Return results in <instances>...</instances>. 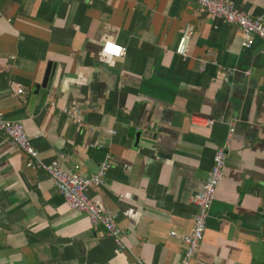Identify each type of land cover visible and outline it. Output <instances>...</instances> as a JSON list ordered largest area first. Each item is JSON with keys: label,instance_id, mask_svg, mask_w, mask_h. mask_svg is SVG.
I'll return each mask as SVG.
<instances>
[{"label": "crops", "instance_id": "0c3cea01", "mask_svg": "<svg viewBox=\"0 0 264 264\" xmlns=\"http://www.w3.org/2000/svg\"><path fill=\"white\" fill-rule=\"evenodd\" d=\"M232 1L264 17V0ZM187 24L184 58L176 47ZM104 40L125 55L106 62ZM241 42L238 26L195 0H0V112L23 122L47 162L64 154L67 169L89 175L112 157L88 194L117 212L129 245L118 252L0 131V264H179L185 245L170 232L191 230L193 196L234 118L193 264H264V48ZM72 104L84 108L81 128L64 113Z\"/></svg>", "mask_w": 264, "mask_h": 264}, {"label": "built area", "instance_id": "2783aa9c", "mask_svg": "<svg viewBox=\"0 0 264 264\" xmlns=\"http://www.w3.org/2000/svg\"><path fill=\"white\" fill-rule=\"evenodd\" d=\"M195 1L200 12L222 18L225 22L238 26L242 32L241 44L244 48H250L254 38H258L264 48L263 16H254L238 9L232 0ZM193 34L194 27L191 24L185 25L176 47V52L184 58L187 57L188 46ZM106 41L109 40H104L102 50ZM111 41L119 44L124 49L119 56L112 55V57H123L126 53V47L116 41ZM201 62L204 68L207 62L204 59ZM236 70V67L225 68L223 73L225 80H228ZM244 74L249 75L250 71L245 70ZM23 92V87L19 85L17 93L20 94ZM64 113L74 120L77 127H83L84 108L81 105L72 104L67 106L64 109ZM237 120V118H234L228 122L227 136L225 141L215 151L209 175L203 182L202 188L193 196L192 201L196 211L191 230L184 234H177L175 231L170 232L172 236L179 237L185 245V250L179 264H193L195 255L203 240L209 211L216 198L217 188L224 175L228 150L236 130ZM208 123L213 124L214 121L209 120ZM0 131L9 138L16 150L22 152L27 157L28 166L42 169L49 174L54 185L71 209L85 213L93 229L98 230L103 228L106 235L113 240L118 252H126L129 250V245L125 240V230L118 223L117 212L110 208L102 207L93 201L88 194L91 187H98L104 183L107 172L112 166V157L110 155H107L95 172L88 175L82 172L79 164H75L72 169H67L63 165L65 160L64 154H59L51 161H45L41 157L40 151L32 144L23 122L7 119L2 112H0ZM109 133L114 134L115 130H109ZM135 263L143 264L140 258H137Z\"/></svg>", "mask_w": 264, "mask_h": 264}, {"label": "clouds", "instance_id": "9594fccd", "mask_svg": "<svg viewBox=\"0 0 264 264\" xmlns=\"http://www.w3.org/2000/svg\"><path fill=\"white\" fill-rule=\"evenodd\" d=\"M123 51L124 49L119 44L109 40L105 42L104 48L101 52V57L107 56L108 60L106 62L111 64L112 55L119 56Z\"/></svg>", "mask_w": 264, "mask_h": 264}, {"label": "water", "instance_id": "95a60500", "mask_svg": "<svg viewBox=\"0 0 264 264\" xmlns=\"http://www.w3.org/2000/svg\"><path fill=\"white\" fill-rule=\"evenodd\" d=\"M53 67H54L53 62H51V61L48 62L47 68H46V70H45L44 78H43L41 84L36 85V90H37V91H38V89L40 88V86L43 87V88H46V87L48 86L49 81H50V77H51V73L53 72V71H52V70H53ZM141 134H142L141 131H139V132L137 133V135H136V141H137V142L139 141V139H140V137H141Z\"/></svg>", "mask_w": 264, "mask_h": 264}]
</instances>
